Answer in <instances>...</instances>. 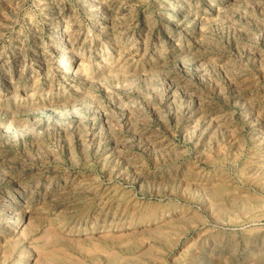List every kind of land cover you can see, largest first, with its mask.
Wrapping results in <instances>:
<instances>
[{
	"label": "rangeland",
	"instance_id": "1",
	"mask_svg": "<svg viewBox=\"0 0 264 264\" xmlns=\"http://www.w3.org/2000/svg\"><path fill=\"white\" fill-rule=\"evenodd\" d=\"M126 1L0 0V264H264V0Z\"/></svg>",
	"mask_w": 264,
	"mask_h": 264
},
{
	"label": "bare ground",
	"instance_id": "2",
	"mask_svg": "<svg viewBox=\"0 0 264 264\" xmlns=\"http://www.w3.org/2000/svg\"><path fill=\"white\" fill-rule=\"evenodd\" d=\"M101 1V0H100ZM118 1V0H117ZM82 2H86V1H82ZM90 2V1H89ZM121 2H122V0H121ZM125 2H127L126 0H125ZM125 2H124V4H125ZM178 2V1H177ZM80 3V2H79ZM115 3V2H114ZM81 4V3H80ZM84 4V3H83ZM96 4V3H95ZM123 4V5H124ZM175 4V3H174ZM182 4V3H181ZM112 5V4H111ZM116 5V4H115ZM115 5L113 6V7H115ZM118 5H120V4H118ZM118 5H116V7L118 6ZM83 6V5H82ZM88 6H89V4H88ZM94 6V5H93ZM90 7V6H89ZM95 7V6H94ZM179 6L176 4V6H173V7H171L170 8V10L168 11V14H166V19H168V20H171L172 18H173V16L175 15V14H177V12L180 10L179 8H178ZM182 7V6H181ZM180 7V8H181ZM86 8H87V6H86ZM102 8V7H101ZM114 9V8H113ZM112 9V10H113ZM117 9V8H116ZM90 10V9H89ZM98 10V9H97ZM96 10V11H97ZM119 10V9H118ZM185 10V9H184ZM101 11V10H100ZM99 11V12H100ZM116 11V10H115ZM128 11V10H127ZM130 11V10H129ZM183 11V10H182ZM181 11V12H182ZM92 12H94L93 10H92ZM102 12V11H101ZM97 13V12H96ZM167 13V12H166ZM98 14V13H97ZM188 14V13H187ZM100 15V14H99ZM98 15V16H99ZM96 16V15H95ZM103 16V15H102ZM101 16V17H102ZM176 16V15H175ZM174 19V18H173ZM95 20V19H94ZM188 22V21H187ZM92 24V23H91ZM100 24V23H99ZM97 27V26H96ZM99 27V26H98ZM73 28V27H72ZM199 29V28H198ZM53 30V29H52ZM102 31V30H101ZM174 33V32H173ZM64 37V36H63ZM66 38V37H65ZM70 59V58H69ZM65 62V61H64ZM73 62V61H72ZM70 68V67H69ZM65 69V68H64ZM75 70V69H74ZM72 71V70H71ZM73 73V72H72ZM74 75V74H73ZM249 85V84H248ZM239 86V85H238ZM246 104V103H245ZM220 111V110H219ZM238 112V111H237ZM225 115V114H224ZM223 115V116H224ZM227 118V117H226ZM221 120V119H220ZM263 131V130H262ZM209 132V131H208ZM158 138V137H157ZM163 139V138H162ZM167 140V139H166ZM129 142H131V141H129ZM160 142V141H159ZM164 142V141H163ZM256 142V141H255ZM161 143V142H160ZM131 144V143H130ZM155 144V143H154ZM159 144V143H158ZM162 144V143H161ZM126 145V144H125ZM156 145V144H155ZM128 146V145H127ZM167 146H169V145H167ZM165 148V147H164ZM148 150V149H147ZM132 161V160H131ZM139 161V160H138ZM124 164V163H123ZM121 174V173H120ZM74 184V183H73ZM71 185V184H70ZM51 203V202H50ZM5 204L6 205H9V203L8 202H5ZM12 205V204H11ZM10 207V206H9ZM5 208V207H4ZM8 213V212H7ZM2 215V214H1ZM14 221H17L15 218H14ZM16 223V222H15ZM9 225V224H8ZM12 227V226H11ZM10 227V228H11ZM18 227V226H17ZM13 228H15V227H12V229ZM12 232V231H11ZM209 254V253H208ZM18 261V260H17ZM251 263V262H250Z\"/></svg>",
	"mask_w": 264,
	"mask_h": 264
}]
</instances>
